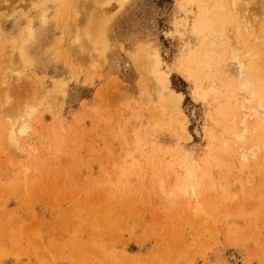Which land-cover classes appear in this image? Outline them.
Listing matches in <instances>:
<instances>
[{
  "label": "rangeland",
  "instance_id": "374dc122",
  "mask_svg": "<svg viewBox=\"0 0 264 264\" xmlns=\"http://www.w3.org/2000/svg\"><path fill=\"white\" fill-rule=\"evenodd\" d=\"M216 3L104 5L106 49L79 58L68 45V0H0V66L3 49L30 60L29 80L0 84V264H264V152L251 137L228 136L218 111L194 94L211 84L192 77L205 33L196 20L221 14ZM243 30L224 28L230 45L260 53ZM155 56L163 95L145 79ZM11 84L24 104L46 94L20 150L7 142L3 114ZM172 91L179 104L167 100ZM184 161L196 193L173 200L167 192L185 177Z\"/></svg>",
  "mask_w": 264,
  "mask_h": 264
},
{
  "label": "bare ground",
  "instance_id": "6f19581e",
  "mask_svg": "<svg viewBox=\"0 0 264 264\" xmlns=\"http://www.w3.org/2000/svg\"><path fill=\"white\" fill-rule=\"evenodd\" d=\"M129 2L131 0H68L66 12H70V23L73 27L68 45L79 58L83 56V53L85 54V50L89 51L88 47L93 50L101 46L100 51L106 49L107 40L104 37V30L111 15L106 17L100 13V8L104 5H111V3H116L118 8H123ZM214 7L220 9L222 13L213 15L212 19H206L205 12H203L196 20L199 30L205 31L201 34L198 44V53L200 51L202 56L197 57V64L201 73H195V77L190 75L202 82L203 77H207L211 84H206L204 88L196 87L194 94L203 101H208L210 107L218 111V115L214 117L219 119L221 128L228 136L237 142L251 137L253 148L264 152V0H230V3L217 0ZM249 8L251 11L248 10ZM230 11H235L239 18L230 15ZM227 27L235 28V30L244 29L243 32L246 35L254 34L255 41L260 47V53L256 46L252 45L244 50L239 47L233 48L224 32V28ZM26 28L22 40L25 43L32 42L33 30L30 26ZM243 52L247 53L246 57L243 56ZM2 54L0 84L6 83L5 79L9 75H15L16 80L30 79L26 70L22 68L23 65L29 64L30 60L22 50L8 52L3 49ZM155 59L154 64H146L145 71L148 76L144 74L142 77L144 79L146 76V81L150 80L157 93L163 95L166 81H163L160 76V63L156 56ZM94 72L96 73V70ZM216 84L224 88L222 94L217 92ZM19 93L20 89L11 84L1 95L5 105L3 107L4 118L11 122L7 142L12 147L20 146L18 150L23 147L22 137L29 129L28 120L36 111L37 106L46 100V94L43 93L33 98L32 102L24 104ZM13 95L17 99H12ZM167 100L179 104L180 94L172 91ZM0 144L4 146L1 135ZM228 148V140L223 139L221 149L225 151ZM182 170L185 177L182 180L179 179L174 187L172 185L173 188H169V192L166 191L172 198H176L179 194L190 197L196 193L192 183L191 162L184 161ZM159 184L160 188L162 183L159 182L157 185ZM116 188L118 194L124 192L123 185H117ZM127 189L129 190V187ZM159 190L162 191V188ZM187 204L189 205V202Z\"/></svg>",
  "mask_w": 264,
  "mask_h": 264
}]
</instances>
